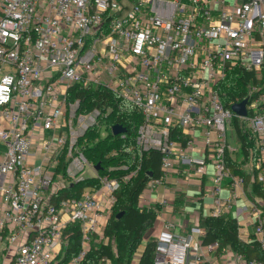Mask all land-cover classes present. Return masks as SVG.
Here are the masks:
<instances>
[{"label": "built area", "instance_id": "built-area-1", "mask_svg": "<svg viewBox=\"0 0 264 264\" xmlns=\"http://www.w3.org/2000/svg\"><path fill=\"white\" fill-rule=\"evenodd\" d=\"M235 67L252 74L245 117L220 92ZM88 89L139 113L134 146L141 156L163 154V175L148 183L142 207L176 162L200 174L211 164V216L237 210L252 218L248 237L264 252V197L251 199L229 162L244 155L238 129L245 124L249 156L256 153L251 181L264 188V0H0V264H58L72 224L81 230L82 249L71 260L79 264L104 233L115 192L140 170L110 166L100 174L87 158V133L114 135V125L102 123L115 111L109 103L85 109L74 91ZM228 124L238 148L228 142ZM89 179L98 186L60 195ZM242 197L249 205H238ZM204 235L199 225L182 236L165 224L155 264H264V256L204 245Z\"/></svg>", "mask_w": 264, "mask_h": 264}, {"label": "trees", "instance_id": "trees-1", "mask_svg": "<svg viewBox=\"0 0 264 264\" xmlns=\"http://www.w3.org/2000/svg\"><path fill=\"white\" fill-rule=\"evenodd\" d=\"M252 74L242 71L239 67L233 68L220 88L226 107L231 108L233 104L242 102L245 99L247 84ZM76 95L84 98V108L104 107L106 103L112 104L115 111L110 115L109 127L120 124L127 129L126 138L109 134L103 140L95 143L93 139L98 138L96 130L87 133V142L84 152L91 163L100 164L99 173L103 174L110 166L118 167L127 165L130 168L140 166V170L129 181H123L119 190L115 192L116 201L107 219L104 229V241H93L90 250L79 264H98L106 259L110 264H132L134 256L142 246L145 235L155 226L158 212L154 208L142 207L140 198L148 183L160 178L163 175L162 158L163 154L152 150L140 155L135 149L134 130L140 122V115L134 108L124 102L109 97L102 90H80L74 91ZM116 102L118 104H116ZM239 136L243 142V154L249 157L248 147H251L240 130ZM89 140V142H88ZM92 141V144L90 143ZM114 150L115 152L110 154ZM89 152L93 154L89 155ZM256 153H252V161ZM234 173L244 177L246 182V194L251 198L264 197L262 184L251 176L255 174L252 168L251 173H244L236 163H231ZM125 170H117V175L124 174ZM85 180L62 190V198L79 197L83 191L92 186H98L95 181ZM120 215V217H118ZM199 226L205 229L203 244L218 242L221 248L229 247L233 251L245 255L248 259L263 258L264 252L255 240L244 242L239 237L240 226L236 218L225 214L219 217L202 216ZM69 245L60 264L70 262L82 249L81 230L78 224H72L66 230ZM157 242H147L140 251L138 264H155L154 255Z\"/></svg>", "mask_w": 264, "mask_h": 264}, {"label": "crops", "instance_id": "crops-1", "mask_svg": "<svg viewBox=\"0 0 264 264\" xmlns=\"http://www.w3.org/2000/svg\"><path fill=\"white\" fill-rule=\"evenodd\" d=\"M198 142H200V140H198ZM193 155H200L196 147L194 148ZM243 156L245 157V155ZM248 158L251 160L250 167L252 169V158L250 156ZM234 163H236L235 159ZM213 173L214 169L211 164L207 166V172L205 174H200L196 171H190L185 165L176 162L174 168L166 174L164 184L160 185L155 192L151 193V199L147 201V204L143 203L146 207H152L154 210H157L158 217L155 226L145 235L142 246L140 247L141 249H139L134 256L132 264H138L140 251L143 246L149 241L156 240L165 224H172L174 232L186 236L190 233L193 226L199 225L202 216H211L210 207L212 198L209 196L208 191L214 184ZM227 195L228 190L224 189L222 191V196ZM245 204H248V199L242 197V199L238 201V205L242 206ZM108 206L109 217L113 204H108ZM230 216L236 218L238 221L240 226V238L244 242H250L251 238H249L248 235L252 234L248 229H250L251 226L253 227L252 223L254 220L239 215L237 210L231 213ZM106 223L107 221H105V224ZM194 237L196 239L199 238L198 235ZM93 241L103 242L104 235L94 236L91 244ZM58 264H60V262ZM66 264L73 263L70 261Z\"/></svg>", "mask_w": 264, "mask_h": 264}, {"label": "rangeland", "instance_id": "rangeland-1", "mask_svg": "<svg viewBox=\"0 0 264 264\" xmlns=\"http://www.w3.org/2000/svg\"><path fill=\"white\" fill-rule=\"evenodd\" d=\"M102 125L107 127V126H109V122L108 123L103 122ZM100 131L102 133H104V132H106L108 130H105V128L102 127ZM240 131H241V133L246 134L247 136L249 135L248 129L245 126V124L242 125V127L240 128ZM227 136H228V142H229V144L231 146H233V147L238 148L239 147V142H238L237 131H235V128L233 126H230L229 124L227 125ZM104 138H106V137H102L101 138V134H98V138L97 139L95 138L92 141L95 144V143L99 142L100 140H103ZM92 141L90 142L91 144H92ZM88 142H89V140H88ZM85 148H86V145H85ZM110 152H111L110 154H112L115 151L112 150ZM89 155L92 156L93 154H91V152H89ZM234 159L236 160V164L235 165L237 167H239L244 173H251V167H250V161L251 160H250V158H246L243 155H241L240 153H237L235 155ZM135 168L136 167H134V169ZM87 173L90 174V175H94V173L91 170H89V169H87ZM253 230H254V227H252V226L250 227V229H248V231L249 232L251 231V233H253Z\"/></svg>", "mask_w": 264, "mask_h": 264}, {"label": "water", "instance_id": "water-1", "mask_svg": "<svg viewBox=\"0 0 264 264\" xmlns=\"http://www.w3.org/2000/svg\"><path fill=\"white\" fill-rule=\"evenodd\" d=\"M248 100H243L242 102H239V103H236V104H233L231 106V109L239 116L241 117H245L247 116V105H248ZM126 129L120 125V124H115L113 127H112V132L114 135H118V134H121L123 132H125ZM96 169H100V164H98L96 166ZM118 217H120V215H118Z\"/></svg>", "mask_w": 264, "mask_h": 264}]
</instances>
